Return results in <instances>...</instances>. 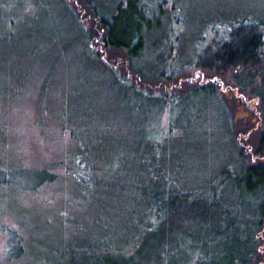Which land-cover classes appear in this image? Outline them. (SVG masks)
<instances>
[{
	"label": "rangeland",
	"instance_id": "374dc122",
	"mask_svg": "<svg viewBox=\"0 0 264 264\" xmlns=\"http://www.w3.org/2000/svg\"><path fill=\"white\" fill-rule=\"evenodd\" d=\"M98 5L102 16L119 15L118 31L140 33L137 56L102 49L100 34L87 40L92 20L80 0H0V176L6 178L0 183V264H48L53 247L74 251L86 234L98 233L97 204L87 214L92 203L79 192L84 167L72 166L59 181L42 175L53 173L56 156L70 163L73 142L103 138L110 156L115 151L111 140L160 142L174 146L190 163L186 170L202 173L235 163L231 121L216 96L203 93L165 104L146 92L138 94L118 72L136 87L134 78L173 75L158 83L168 93L196 81L216 82L220 95L225 94L235 141L252 162L261 161L251 146L258 132L255 127L246 132L247 122L259 112V99L241 92L234 76L225 82L202 71L198 57L227 37L233 14L240 19L262 14L264 0H99ZM88 42L110 58L111 67ZM162 46L169 48L156 51ZM159 59L165 70L151 67ZM145 84L156 93L158 87ZM82 113H92L88 122L80 120ZM56 128H64L61 136ZM62 143L69 146L59 151ZM95 152L100 154L98 146ZM261 249L258 264H264ZM83 253L75 251L70 264H81Z\"/></svg>",
	"mask_w": 264,
	"mask_h": 264
},
{
	"label": "trees",
	"instance_id": "16d2710c",
	"mask_svg": "<svg viewBox=\"0 0 264 264\" xmlns=\"http://www.w3.org/2000/svg\"><path fill=\"white\" fill-rule=\"evenodd\" d=\"M80 1L85 5L84 10L89 7L88 16L92 20V26L86 30L87 40L100 34L102 49L110 53L123 50L130 59L132 53L138 55L142 36L137 30L118 31L119 15L108 13V16H102L101 13L105 12L101 11L99 0ZM76 15L81 22L79 14ZM239 16L237 12L229 18L233 24H228L232 28L227 37L217 39L213 47L201 53L198 61L208 75H218L225 82L234 76L233 81L241 92L259 99V112H254V118L247 122L246 132L254 127L258 132L259 139L251 146L259 151L261 161L252 162L248 150L235 141L236 131L223 98L225 94L220 95L216 82L209 80L199 84L196 81L187 87H175L168 93L166 88L159 89L158 83L171 81L173 75H158L147 80L134 78L139 83L136 87L132 79L116 69L138 94L146 92L160 99L161 103L173 104L177 99L187 101L192 95L203 93L216 96L231 121L228 131L234 142L232 151L236 154V161L202 173L186 170L190 163L184 161L174 146V150L166 145L162 147L160 142L136 144L124 139L111 140L114 141L112 148L115 147L112 156L105 153L109 146L103 138L97 142L93 138L84 145L73 142L69 147H73L70 163H64V159H60L62 155L56 156L53 173H41L50 180L59 181L72 166L74 169L84 167L85 172L78 176L82 188L79 192L92 203L87 214L93 213L97 204L98 211L95 210L94 214L98 215V233L86 234L74 251L53 247L54 253L48 264H70L73 261L69 262V258L75 251L84 252L81 264H258L263 259L264 30L261 28L264 29V11L255 17L249 15L250 18L240 19ZM88 43L95 54L102 56L99 48ZM166 48L169 47L162 46L156 51ZM103 59L111 67L110 58ZM163 63L159 59L151 67L165 70ZM122 64L118 65L120 69ZM133 68L131 72L139 76L140 70ZM143 80L158 87L156 93L150 91ZM82 114L80 120L84 123L92 115ZM63 129L56 128L59 136ZM88 134L96 136V133ZM68 146L62 143L59 151ZM95 146L100 154L95 152ZM5 179L0 176V183ZM87 235L90 239L86 238Z\"/></svg>",
	"mask_w": 264,
	"mask_h": 264
}]
</instances>
